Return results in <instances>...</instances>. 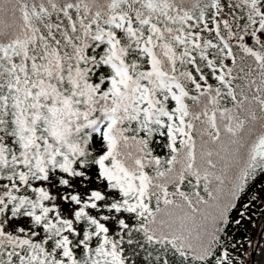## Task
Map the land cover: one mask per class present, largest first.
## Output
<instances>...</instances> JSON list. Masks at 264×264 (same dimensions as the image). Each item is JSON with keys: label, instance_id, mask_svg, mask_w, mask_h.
<instances>
[{"label": "snow or ice", "instance_id": "obj_1", "mask_svg": "<svg viewBox=\"0 0 264 264\" xmlns=\"http://www.w3.org/2000/svg\"><path fill=\"white\" fill-rule=\"evenodd\" d=\"M255 216L264 0H0V264H254Z\"/></svg>", "mask_w": 264, "mask_h": 264}, {"label": "trees", "instance_id": "obj_2", "mask_svg": "<svg viewBox=\"0 0 264 264\" xmlns=\"http://www.w3.org/2000/svg\"><path fill=\"white\" fill-rule=\"evenodd\" d=\"M253 219H254L255 223L251 224L252 230L251 231H247V234L249 236H253V234L259 233L261 229H264L263 216H255V217H253ZM244 228H245V225H242L241 226V231L242 232H243ZM255 239L258 241L259 235H256ZM245 259H246V261L249 259V256H248L247 252L245 253Z\"/></svg>", "mask_w": 264, "mask_h": 264}, {"label": "rangeland", "instance_id": "obj_3", "mask_svg": "<svg viewBox=\"0 0 264 264\" xmlns=\"http://www.w3.org/2000/svg\"><path fill=\"white\" fill-rule=\"evenodd\" d=\"M263 223H264V216H263ZM245 227L247 228V231L252 230L251 224H246ZM260 240H261V238L259 237L258 241H260ZM260 248H264V242H261L259 247L252 249L254 251V255L252 256V260L254 261V264H260V262H261V253L259 250Z\"/></svg>", "mask_w": 264, "mask_h": 264}, {"label": "water", "instance_id": "obj_4", "mask_svg": "<svg viewBox=\"0 0 264 264\" xmlns=\"http://www.w3.org/2000/svg\"><path fill=\"white\" fill-rule=\"evenodd\" d=\"M252 259V257H250Z\"/></svg>", "mask_w": 264, "mask_h": 264}]
</instances>
